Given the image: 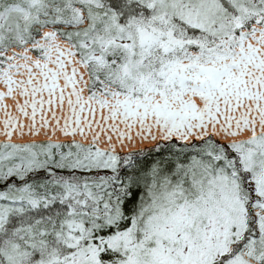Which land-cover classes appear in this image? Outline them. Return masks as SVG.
Instances as JSON below:
<instances>
[{
	"label": "snow or ice",
	"instance_id": "snow-or-ice-1",
	"mask_svg": "<svg viewBox=\"0 0 264 264\" xmlns=\"http://www.w3.org/2000/svg\"><path fill=\"white\" fill-rule=\"evenodd\" d=\"M0 264H264V0H0Z\"/></svg>",
	"mask_w": 264,
	"mask_h": 264
}]
</instances>
